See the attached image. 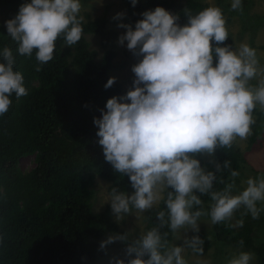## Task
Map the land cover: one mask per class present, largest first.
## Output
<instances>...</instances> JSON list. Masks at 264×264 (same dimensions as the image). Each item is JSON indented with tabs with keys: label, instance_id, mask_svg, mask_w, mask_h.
<instances>
[{
	"label": "clouds",
	"instance_id": "clouds-1",
	"mask_svg": "<svg viewBox=\"0 0 264 264\" xmlns=\"http://www.w3.org/2000/svg\"><path fill=\"white\" fill-rule=\"evenodd\" d=\"M130 2L135 6L137 0ZM231 9L242 11V0H232ZM81 10V0H31L5 22L8 37L20 56L31 58L35 53L39 72L41 65L53 60L58 39L69 47L82 39ZM185 15L187 23L180 26L177 15L156 7L142 13L135 30L118 25L126 29L118 43L127 41V49L142 59L131 68L133 90L119 98L130 102L119 103L113 97L101 118L93 119L106 162L117 174L127 176L134 189L130 196L116 187L107 192L106 202L116 220L133 213L140 219L142 213L165 205L157 213L159 223L128 244L126 255L135 256L128 264H188L185 251L202 256L204 240L192 236L184 239V246H174L169 232L162 229L173 234L189 229L198 233L202 217L215 225L229 222L241 208L245 209L242 215L251 214L253 219L264 211L257 207L264 203V175L249 177L244 190L233 194L239 173L232 170L230 182L220 179L224 187L215 190V173L221 172V165H215V173L205 171L195 158L212 156L217 149L230 150L252 134L253 113L257 108L264 112V67L256 49L246 43L237 49L220 46L229 32L219 7L209 6L195 14L186 9ZM0 56L3 116L11 106L10 97L15 94L19 99L28 91L22 73L14 71L12 51L5 47ZM113 83L114 78L109 79L105 88ZM230 163L225 161L223 169H230ZM202 196L210 198L207 209ZM237 224L242 227L243 220ZM128 239V234L110 236L101 248ZM239 244L243 246V241ZM254 258L253 253L240 252L227 264H251ZM116 264L124 261L116 260Z\"/></svg>",
	"mask_w": 264,
	"mask_h": 264
},
{
	"label": "trees",
	"instance_id": "trees-1",
	"mask_svg": "<svg viewBox=\"0 0 264 264\" xmlns=\"http://www.w3.org/2000/svg\"><path fill=\"white\" fill-rule=\"evenodd\" d=\"M124 1L132 21H140L142 13L161 7L177 15L180 26L187 23L186 9L195 14L209 7L199 0H185L181 7L174 0H137L135 6L130 0ZM30 2L0 0V53L5 47L12 51L14 71L22 73L23 86L28 91L19 99L13 94L8 112L0 116V264H97L100 255L95 241L106 232L119 231L111 220L110 206L93 212L90 186L97 176L108 182V191L116 187L127 194L131 188L129 178L117 174L106 162L96 135L99 129L93 123L106 111L109 99L124 95L116 83L105 88L115 56L108 47L116 34L103 19L85 20L82 39L72 47L58 39L53 60L41 65L37 72L35 53L31 58L20 56L5 26L22 4ZM85 34L99 37L105 48L99 62ZM232 44L229 37L220 46ZM262 122L264 116L257 126ZM30 156L34 166L23 172L20 161ZM196 159L205 171L215 173V165H221V172L215 173V190H222L224 184L219 180L230 182V171L239 172L243 162L234 147L217 149L211 164L199 155ZM225 161L231 162L230 169H223ZM201 199L204 206L211 203L208 196ZM162 210L163 203L145 213L147 230L159 223L157 213ZM244 216L242 227L231 221L213 225L215 237L225 245L252 250L257 263L264 264V245H254L252 223L248 215ZM162 231L169 232L171 242L172 233L167 228ZM192 236L204 240L203 255L206 254L211 248L207 233L199 230L187 239ZM241 240L243 246L239 244Z\"/></svg>",
	"mask_w": 264,
	"mask_h": 264
},
{
	"label": "rangeland",
	"instance_id": "rangeland-1",
	"mask_svg": "<svg viewBox=\"0 0 264 264\" xmlns=\"http://www.w3.org/2000/svg\"><path fill=\"white\" fill-rule=\"evenodd\" d=\"M140 1L145 2L146 0ZM199 1L208 6L219 7L222 10L226 20L229 37L233 43V49H237L241 43L248 44L250 47L256 49L260 66L264 67V0H242V11H234L231 9L232 0ZM174 2L176 6L181 7L184 5L185 0H174ZM81 4L82 10L80 15L84 17V20L103 19L106 22L107 28L114 31L116 34L114 43L108 47L115 53L108 76L109 79L114 78V83L118 84L123 89L124 95L121 96L123 97L128 91L133 90L132 85L135 76L131 68L137 64L142 57L134 56L133 53L127 49V41H124L122 45L118 43L119 37L126 33V29L118 25H128L135 30V24L138 21L130 20L127 15V7L124 0H81ZM118 13L123 14L122 17L114 19ZM85 38L89 43L90 49L97 53L96 61L99 62L105 52V48L101 46L99 37L94 34H85ZM252 83L256 84L257 81L254 80ZM119 98V103L130 102L127 100H120ZM253 115L256 122L252 126V134L246 140H238L233 146L241 154L243 159L241 170L238 172L239 176L236 177V188L233 194H238L240 191L244 190L246 187L245 181L249 177L255 178L264 175V122H262L261 126H257L260 119L264 116V112H261L259 108H257ZM213 155H199V157L206 163L211 164L213 162ZM33 166V156L25 157L20 161V168L23 172H28ZM108 186V182L97 176L91 184L90 188L93 190L92 210L94 213L102 212L106 207L110 206V202H106ZM133 193L134 189L131 187L126 195L130 196ZM210 204L211 203H206L205 209H207ZM257 207L264 208V203H258ZM156 208L157 206L149 211L155 210ZM146 212L142 213V218L140 219H137L136 215L133 213L126 215L122 221H117L111 210V220L118 226L119 233L106 232L100 240L95 241L97 251L100 255L97 264H116V260H123L124 264H128L129 259L135 258L134 255L131 257L126 255V248L132 240L138 239L142 232L147 231L144 221ZM244 212L245 209L241 208L234 213L230 221L237 224L238 221L245 220L246 217L242 215ZM247 215L249 224L251 225L252 223L251 228L254 232V245H264V211L260 213L258 219H253L251 214ZM198 227L199 230H203L207 233L208 239L211 242V248L202 256L193 254L191 250H186L184 256L188 260V264H201L202 261H207L208 264H227L229 259L238 255L240 252L253 253L255 258L251 264H258L257 255L252 250L234 248L219 242L215 237L213 224L209 217H202ZM193 233L194 232L190 229L181 230L179 234L172 233L170 243L174 246H184V239L188 238ZM125 234H128L129 237L127 242L117 240L101 248V243L106 241L110 236Z\"/></svg>",
	"mask_w": 264,
	"mask_h": 264
}]
</instances>
